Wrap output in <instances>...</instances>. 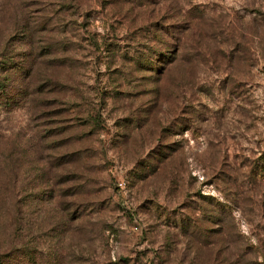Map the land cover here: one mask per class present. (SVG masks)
<instances>
[{"label":"rangeland","instance_id":"374dc122","mask_svg":"<svg viewBox=\"0 0 264 264\" xmlns=\"http://www.w3.org/2000/svg\"><path fill=\"white\" fill-rule=\"evenodd\" d=\"M0 82V255L264 264V0H0Z\"/></svg>","mask_w":264,"mask_h":264},{"label":"trees","instance_id":"16d2710c","mask_svg":"<svg viewBox=\"0 0 264 264\" xmlns=\"http://www.w3.org/2000/svg\"><path fill=\"white\" fill-rule=\"evenodd\" d=\"M162 43L165 44L164 42H162ZM147 51L145 52V54H142L144 51H142V53L140 51L133 52V55H135V57L133 58V68L134 69H137V70L141 69V71H151V72L154 71L155 73L156 72L158 73L160 71L161 67L157 63L153 64L152 61L161 62L162 64H166V63L168 64V63H170V61H168V60H170V58H172V57H169V56H163L159 52L151 51L150 49H148ZM150 52H153L156 55V58L151 56ZM116 54L117 53L112 52L110 55H116ZM119 54H120V57H123L121 55V53H119ZM160 58H163V59H165L167 61L164 62ZM49 84L52 86V88H57V87L61 86L59 83H57L55 81H50ZM1 85H2V82H0V92L3 91V88H2ZM59 104L62 105V106H67L64 109L65 111L69 110L70 107L73 105V103H70L69 101H65L64 102V101H61V100L59 101ZM97 121H98L97 117L96 116H92L90 114V115H87L85 118H83L82 125L84 127H86V128H89V130H93V126L95 125V123H97ZM179 129H182V127H180ZM157 154H158L157 156H161L163 158H165L166 155H167L166 152L163 153V154L161 152H158ZM159 158L160 157H157V158L153 157V160L156 163H159V162H161V159H159ZM156 163L145 162L144 164L138 165L135 168V171H134L136 178L143 179L146 174L155 173L156 172V168H157V164ZM255 169L261 171V169H259V167H257V168L255 167ZM82 192H84V189H81L80 193H82ZM84 203H86V202H84ZM84 203L81 204L82 211H83V207L82 206L84 205ZM210 212H213V211L211 210ZM78 214H79V212H77L76 215H78ZM180 222L181 223L179 224V226H182V228H185V231H189L190 228L193 227L191 225V223H189V222H185L183 220L180 221ZM193 231H195V230H193ZM201 238H204V236H201ZM35 251H36V249L31 247L30 245H26L22 249H13V250L5 253V254L0 255V264H38L37 261H36V258H35Z\"/></svg>","mask_w":264,"mask_h":264}]
</instances>
